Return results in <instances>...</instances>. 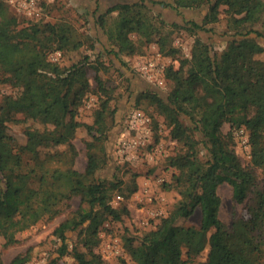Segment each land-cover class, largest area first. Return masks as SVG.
<instances>
[{
    "label": "trees",
    "instance_id": "obj_1",
    "mask_svg": "<svg viewBox=\"0 0 264 264\" xmlns=\"http://www.w3.org/2000/svg\"><path fill=\"white\" fill-rule=\"evenodd\" d=\"M158 3L175 11L205 9V13L200 22L191 19L182 25L167 24L150 13L144 0H138L107 7L95 16L94 23L115 57L142 55L154 42L161 56L177 62L176 67L170 64L164 69L170 84L165 98L147 90L139 99H146L159 112L167 135L178 145L167 160L175 172L173 184L164 183L163 187L176 190L179 200L154 229L124 230L120 240L125 257L133 264H264V184L260 185L257 175L264 170V60L250 59L241 66L233 62L242 48L262 36L264 0ZM7 13L0 1V78L17 90L0 100L1 250L18 244L16 235L39 221L60 216L71 199L79 197L78 208L69 212L53 234L61 241L63 255L67 249L64 234L76 231L82 250L73 247L75 264H94L99 259L94 248L102 224L130 218L125 205L113 207L110 203L114 192L123 194L121 181L97 177L107 162L106 141L115 113L110 104L113 94L99 74L105 67L101 62H90L95 70L94 91L87 77L88 56L69 65L59 61L77 52L91 36L64 20L18 27L5 21ZM220 13L225 20L221 35L230 40L216 53L199 34L218 36L212 25L219 21ZM177 30L193 37L189 56L182 55L172 43L171 36ZM57 51L61 53L58 61H50L49 54ZM91 91L99 98L91 123H83L77 119L79 108ZM28 120H38L52 129H24L25 141L19 143L8 134L7 125ZM224 124L229 126L226 132L222 130ZM79 127L90 136L83 171L74 168L78 153L66 134ZM241 127L248 132L250 146L246 165L235 151L234 131ZM60 145H65L64 151L41 156V149ZM201 147L206 151L205 159L200 157ZM209 182L214 187L228 184L238 204L248 199L252 218H236L228 227L219 216L220 197L206 190ZM132 184L130 193L136 189L135 181ZM196 210L200 214L197 226L173 223L174 219L189 218ZM26 260L24 254L10 264H24ZM126 262L120 259L121 264Z\"/></svg>",
    "mask_w": 264,
    "mask_h": 264
},
{
    "label": "rangeland",
    "instance_id": "obj_2",
    "mask_svg": "<svg viewBox=\"0 0 264 264\" xmlns=\"http://www.w3.org/2000/svg\"><path fill=\"white\" fill-rule=\"evenodd\" d=\"M8 10L5 21L15 23L18 27L26 26L30 23H38L41 26L44 23H54L59 20L69 22L77 31L84 35L91 36V39H84L83 44L77 52L65 55L60 59L63 65H69L72 61L80 59L83 55L88 56L89 64L86 66L87 77L95 91L93 80L95 70L91 63L95 61L103 63L105 69L100 70L102 80L111 90L114 99L111 101V107L115 109L114 122L107 136V162L101 168L97 177L101 180L117 179L121 181L122 193L114 192L111 198L113 207L126 206L130 211V218L123 217L121 222L106 220L99 231V242L94 248V253L99 259L94 264H121L120 259H125L126 264H133L125 257L121 236L127 229L133 232L135 229L140 231H149L155 228L161 218L171 214L172 208L179 200V195L173 188L165 190L164 183L173 184L174 170L168 166L167 160L173 156L178 145L167 135L168 129L165 126L163 117L151 106L146 99H139L143 91H155L165 98L170 90V84L165 79L163 87L148 82L136 70V65L141 60L152 58L158 50L157 45L151 42L144 48L142 55L126 57L120 55L115 57L110 52V46L107 39L95 23V16L103 13L105 9L113 4L120 2H135L138 0H35V10L28 13L23 10L20 3L24 0H0ZM160 0H144L150 13L153 16L163 20L167 24H184L188 20L200 22L205 9H182L175 11L173 9L162 7ZM223 7H220L222 10ZM113 17L115 15L112 14ZM219 21L212 25L216 35L206 37L204 32L200 36L207 41L214 52L219 53L227 46L230 37L221 35L225 29L224 14L220 13ZM112 18H110L111 20ZM261 37H256L250 46L242 48L234 57L233 62L239 66L247 63L250 59L264 60V29ZM133 38V36H131ZM172 43L178 47L182 55L189 56L193 37L189 36L184 30L173 32ZM45 38H43L44 40ZM92 45V47H91ZM166 66L173 64L177 66L176 61L170 57H161ZM91 91L87 94L82 106L79 108L78 120L83 123H91L92 110L97 105L99 95ZM17 90L8 84L1 82L0 78V100L5 95H15ZM138 102V105L136 104ZM138 110L150 118L148 129L150 130L144 144L131 147L130 151L122 149L121 141L132 144L136 140L134 131H128L126 119L131 110ZM188 123V120H186ZM31 128L37 130L52 129L51 125H42L38 120H28L25 123L7 125V132L24 143V129ZM229 129L227 124L222 127L223 132ZM77 151L74 161V168L77 171H83L86 164V143L90 141V136L83 127L76 128L73 132L66 133ZM198 138V136H197ZM65 145L52 148L41 149L43 158L54 152H62ZM235 151L242 163L246 165L249 159L245 156L243 150L239 149L235 143ZM45 153V154H44ZM206 151L200 148V157L205 159ZM64 160V158L62 157ZM51 164H55L53 161ZM260 185L264 184V170L257 172ZM133 181L136 183V189L130 193L133 187ZM147 190L145 194L143 190ZM206 190L209 193H215L220 197L221 205L219 210L220 219L230 227L233 220L243 218L250 220L252 218L251 210L248 206L250 201L247 199L238 204L232 198L231 187L226 184L213 186L211 182L206 183ZM129 194L128 197L125 194ZM150 197V199H149ZM79 206V197H74L70 205L63 213L52 221H39L31 228L19 233L17 238L19 243L9 247L7 250H1L2 239L0 238V253L3 264H10L17 256H27L24 264H75L72 257L73 247L82 250L79 235L76 231H66L65 253L60 255L61 241L53 234L54 229L63 221L69 212L76 210ZM154 213H157L154 216ZM200 214L196 210L192 216L187 219H174L173 223L178 225L199 224Z\"/></svg>",
    "mask_w": 264,
    "mask_h": 264
},
{
    "label": "built area",
    "instance_id": "obj_3",
    "mask_svg": "<svg viewBox=\"0 0 264 264\" xmlns=\"http://www.w3.org/2000/svg\"><path fill=\"white\" fill-rule=\"evenodd\" d=\"M20 7H22L23 10H28V13L31 14V11L35 10V0H24L23 3H20ZM60 56L61 53L57 51L50 53L48 58L50 61L55 62L58 61ZM161 57L163 56H161L157 50L154 57L141 60L136 65V70L141 74L143 78H145L148 82L154 83V85H157L159 87H163L165 84L163 72L166 67L163 64ZM150 122V118L144 113L135 109L131 110L128 114V118L126 119V125L128 131H134L136 135V140L134 141V143H128L127 145L125 141H121L120 144L122 149L125 148L128 152L130 151L131 147L144 144L150 132V130L148 129V125L150 124ZM234 140L237 147L243 150L245 156L250 160L248 132L242 127L235 130ZM143 192L145 194H148L146 189L143 190ZM156 214L157 213H154V216H156Z\"/></svg>",
    "mask_w": 264,
    "mask_h": 264
}]
</instances>
